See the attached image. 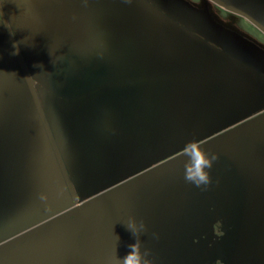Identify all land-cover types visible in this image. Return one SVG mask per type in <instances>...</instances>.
I'll return each instance as SVG.
<instances>
[{"label": "water", "instance_id": "95a60500", "mask_svg": "<svg viewBox=\"0 0 264 264\" xmlns=\"http://www.w3.org/2000/svg\"><path fill=\"white\" fill-rule=\"evenodd\" d=\"M29 1L4 0L0 27L12 53L16 32L31 50V62L21 46L13 59L39 124L0 126L12 131L0 170L33 168L34 184L15 186L34 190L44 214L0 240V264H110L137 240L132 217L147 225L139 238L155 264H264V87L230 69L264 77L177 23L183 33L158 31L146 6ZM209 1L264 34V0ZM194 152L219 153L207 185L185 178Z\"/></svg>", "mask_w": 264, "mask_h": 264}, {"label": "rangeland", "instance_id": "374dc122", "mask_svg": "<svg viewBox=\"0 0 264 264\" xmlns=\"http://www.w3.org/2000/svg\"><path fill=\"white\" fill-rule=\"evenodd\" d=\"M143 1L203 42L264 77V34L245 18L226 11L209 0ZM4 34L0 27V116L3 119L0 126L38 125L32 101L23 86L19 69L13 59L12 48ZM8 132L0 133V142L10 138L12 131ZM41 146L45 149V154L41 156L42 162L45 159L48 163L45 173L49 172L51 177H54L55 166L45 145ZM40 148L38 145L35 147L36 150ZM40 160L39 157L34 158L33 166ZM13 165L4 166L7 168L4 173L0 170V240L40 219L44 214L39 210L38 202L34 203V190L31 188L27 190L25 187L19 196L15 186V184L28 186L31 182L34 184L33 168L22 175ZM54 180L59 190V184L55 178Z\"/></svg>", "mask_w": 264, "mask_h": 264}, {"label": "flooded vegetation", "instance_id": "af4514ba", "mask_svg": "<svg viewBox=\"0 0 264 264\" xmlns=\"http://www.w3.org/2000/svg\"><path fill=\"white\" fill-rule=\"evenodd\" d=\"M29 2H30V4L39 5L38 6L39 9L40 10H44V11L56 10V7H58L60 5L64 6L63 7L64 10H69V9L71 10V7H72L71 5L72 4H75L76 2L79 3L77 0H35V2H32V3H31V1H29ZM121 3L124 5V7L126 9L134 11V12L138 8H140V6H143L144 9H147L146 7H148L146 12L141 11L143 14L141 12H138V14L139 15L142 14V15H144L145 19L151 20V21L156 22L157 24H159L161 26V28L159 27L158 31H160V32H165L167 35L168 34H177L178 32H182V33L184 32L182 30V28L179 27L175 22H173L172 20L168 19L164 15L159 14L157 11L154 10V8H152V6H150L146 2H143V0H121ZM77 21H78V19L76 18L75 23L73 24V26H77V24H78ZM162 21L165 23L166 26L162 25ZM16 33H17L18 39L21 42L22 51L24 52V55H25L27 61L31 62L32 61V57H31L30 48L29 47L24 48V44H23V41H22V34L20 35L19 32H16ZM67 34H69L72 37V39L70 41L73 42L74 44H76V46L79 43H81L79 38L81 37L80 34H82V33L81 32H77V29H72L71 28V30L67 31L66 35ZM96 42H97V38H94V36H93V39L90 40L89 44H90V46L94 47ZM177 42H178V40H177ZM64 43L66 45V43H68V42H64ZM68 44H70V43H68ZM194 47L198 51L205 50V49L210 50V48H206L204 46H201V47L200 46L199 47L194 46ZM230 70L234 73V75L238 76L239 78L245 79L252 86L254 85L253 84V82H254V83L258 84L259 86L264 87V79H262L261 77L257 76V74L254 73L255 74L254 75L253 73L248 72L247 70H244L243 68H231ZM230 70H229V72H230ZM261 87H254L253 86V88H255L258 93H262L260 91Z\"/></svg>", "mask_w": 264, "mask_h": 264}, {"label": "clouds", "instance_id": "9594fccd", "mask_svg": "<svg viewBox=\"0 0 264 264\" xmlns=\"http://www.w3.org/2000/svg\"><path fill=\"white\" fill-rule=\"evenodd\" d=\"M3 5L4 0H0V24L5 23L4 15H3ZM7 24H11V21H7ZM20 42L16 41L13 45L14 55H18L20 52ZM42 67V66H41ZM35 75H29L25 77V79L35 78ZM195 159L198 161L196 164V170L192 171L186 166V174L185 178L188 181L194 182L197 186L200 185H207L211 183L212 177L208 171H204L205 168L209 169L213 162L218 159L219 153H208L205 157L202 153H191ZM128 226L133 232V234L137 237V240L134 244L129 245L130 251L129 253L123 258L119 259L114 257V259L110 262V264H155V260L152 255V249H145L144 242L139 238L141 234L147 233V225L144 221H137L135 217H132L131 220L128 222ZM152 238L158 239V233H151Z\"/></svg>", "mask_w": 264, "mask_h": 264}]
</instances>
